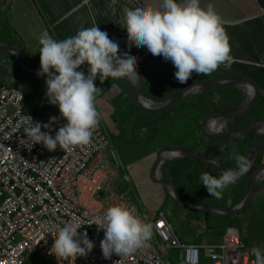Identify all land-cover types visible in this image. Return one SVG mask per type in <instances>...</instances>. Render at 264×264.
<instances>
[{"label":"crops","instance_id":"crops-1","mask_svg":"<svg viewBox=\"0 0 264 264\" xmlns=\"http://www.w3.org/2000/svg\"><path fill=\"white\" fill-rule=\"evenodd\" d=\"M159 3L160 0H115V2L113 0H0V44L17 47L23 54L22 60L25 65L32 70L39 71L40 46L38 40L43 33L47 32L56 40H63L74 36L82 27L98 26L101 31H106L109 34L110 39L119 43L118 55H131L133 53L137 55V70L142 81L141 96L148 104L149 102L155 106L165 104L186 86L193 83L245 79L257 88L258 100L255 106L243 117L228 120L219 131L217 129L220 121L217 118L213 119L211 123H215V129L213 128L212 131L221 134L234 133L257 119H264V0H200L202 7L206 8L212 4L214 10L221 17L230 45L232 63L227 67L220 66L211 74L196 75L194 73L186 84H180L176 80L174 74L177 69L171 61L164 60L162 56L152 55L146 47L136 43H133L129 48L127 29L122 25L123 9L126 7H157ZM8 58L15 60L11 55ZM77 70L88 72V65H81ZM109 80L108 84L104 81L102 83L97 82V80L94 81V84L96 87L101 85L108 87L106 91L112 87L121 88L124 91L127 101L118 108L120 114L127 112V107L129 108L131 105L137 112L146 117L154 118L153 126L155 128L158 123L164 122L163 120L177 121L180 126L175 131L177 133L183 132L180 134V138L186 136L187 144H191L189 148L184 147L183 150L193 154L201 153L200 155L214 157L223 163L225 169L236 167L234 160L230 158L233 146L240 154L248 158L253 152L264 146L262 143L264 142V128L261 130L263 134H253L233 141L208 140L201 136L199 130L200 123L208 114L231 112L239 108L249 96L248 92L253 93V88L249 84H244L241 88L193 90L182 101L169 109L170 112L167 110L168 112L165 111L164 114H149L140 110L133 99L134 83L138 80L137 77L109 78ZM5 85L14 86L13 82L7 80ZM24 95L26 97V92ZM109 116L106 113V117ZM110 124L117 132H121V127L127 129L124 127L125 122ZM159 129L163 131L162 128ZM202 138L204 139L203 142L200 140ZM112 145L110 148L113 147ZM169 148L180 147L174 145ZM201 150L203 152H200ZM261 165H264V154L255 161L250 172ZM213 167V165L208 164L197 167V170L218 176L217 169L215 167L213 169ZM184 173L185 170H173L170 166L167 168L168 177L165 179L173 183H175L173 179H176L182 191L180 196L194 206L214 205L233 209L243 201L248 188L247 179L238 184L230 185L225 190L223 199H216L215 202L211 200L201 202L198 198L199 193L195 195L191 193L196 185L201 184L199 178H197V182L195 181L194 188L190 189L187 181H185ZM174 174H176L175 178ZM193 178L195 177L193 176ZM117 189L120 193L125 194L121 187H117ZM150 192L154 195V200L161 198L163 201L165 198V196H155L156 191L154 189ZM144 194L134 195H139V198L145 199ZM125 195L130 196L129 194ZM229 200L231 203H228ZM203 215L201 219L196 221H192V218V223L204 228L222 227V230L217 231L219 233H214L220 239L223 238L226 228L235 227L233 225L235 220L244 219L247 221V228H244L243 235L238 231L244 245L249 251L254 246L264 247V179L257 184L251 202L242 213L232 217L212 212ZM214 242L216 243V241ZM252 257L255 261V257Z\"/></svg>","mask_w":264,"mask_h":264},{"label":"clouds","instance_id":"clouds-1","mask_svg":"<svg viewBox=\"0 0 264 264\" xmlns=\"http://www.w3.org/2000/svg\"><path fill=\"white\" fill-rule=\"evenodd\" d=\"M123 12L122 25L127 29L129 48L136 43L146 47L152 55L171 61L177 69L174 75L180 84H186L194 73L211 74L220 66L227 67L232 63L223 21L212 4L205 8L200 0H160L157 7H126ZM38 44L40 69L37 75L47 76L48 102L58 106L67 123L53 137L49 132L41 131L42 127L49 128L48 124L42 126L37 122L33 125L31 122L24 130L30 141L27 146L42 144L49 152L57 147L71 152L78 146L91 143L103 118L96 102L101 90L94 84L97 75L101 83L108 78H138V57L134 53L118 55L119 43L110 39L109 34L98 26L82 27L74 36L63 40H56L45 32ZM84 64L88 65L87 76L77 70ZM230 158L234 160L235 168L223 170L218 176L204 172L199 177L211 197L223 199L225 190L251 168L250 159L240 154L235 146ZM92 223L104 232L100 247L106 259L113 254L122 257L135 253L154 234V225L147 216L137 215L125 204H116L109 206L102 216L87 222L83 218H72L66 222L58 229L52 254L70 258L93 248L95 238L86 231L82 235L78 232L82 225ZM250 254L255 257V264H264V247H252Z\"/></svg>","mask_w":264,"mask_h":264},{"label":"built area","instance_id":"built-area-1","mask_svg":"<svg viewBox=\"0 0 264 264\" xmlns=\"http://www.w3.org/2000/svg\"><path fill=\"white\" fill-rule=\"evenodd\" d=\"M25 99L22 90L0 82V264H27L32 258L43 264H255L235 227L225 229L220 243L183 245L161 211L152 221V239L131 255L104 258V232L92 223L78 232L95 238L93 248L70 258L56 257L51 249L58 229L72 218L87 222L116 204L141 214L117 189L107 157L111 141L101 122L91 143L71 152L59 147L49 152L42 144L30 148L24 130L31 122L48 124L41 131L54 137L67 121L58 106L27 112ZM170 250L179 251V261L164 255Z\"/></svg>","mask_w":264,"mask_h":264},{"label":"rangeland","instance_id":"rangeland-1","mask_svg":"<svg viewBox=\"0 0 264 264\" xmlns=\"http://www.w3.org/2000/svg\"><path fill=\"white\" fill-rule=\"evenodd\" d=\"M9 55L11 54L6 51H0V81L4 85L6 80L11 81L14 85L12 87L26 92V99L24 102V108L26 111L32 114H38L44 110L57 107L48 102L46 96V79L40 80L25 75L19 70L15 60L8 58ZM96 80L97 82H101L99 77H97ZM109 82V78L104 80V83L108 84ZM102 86L104 85L98 87L101 90L96 97V102L98 108L103 114V118L100 122L108 134L111 144H113V147L107 151V157L109 158L113 169V178L116 180V186L118 188L121 187V190L125 194L130 195L128 197L133 200L141 216H147L149 222L152 223L156 214L159 211H162L181 244L208 245L215 243L214 241L220 243L223 238L220 239V237L214 235V233H219L217 231L222 230V227L204 228L203 226L193 224L192 221L201 219L202 216H204L203 214L206 213L186 214L182 212L170 197L168 191L160 185L151 183L148 178L149 172L155 162V154L160 149L159 147L169 148L174 145L179 146L181 149H185L184 147H190L191 144H187L186 136L180 138V134L183 132L177 133L175 131V129L180 126L178 125L179 123L177 121L163 120L164 122L158 123L155 128L153 126L154 118L146 117L137 112L131 105L129 108L126 106L127 112H121L120 114L118 108L122 107L127 101L125 100L124 91L117 87H112L109 91H106L108 87ZM106 113L110 116L106 117ZM123 122L126 123L124 127L127 129L121 127V132L115 131L113 125L110 124H121ZM159 128H162L163 131ZM200 140L201 142L204 141L203 138ZM192 148L194 149L193 146ZM200 152L203 151L201 150ZM204 165L207 166L208 164L189 159L167 161L161 166V178L165 179L168 177L167 168L170 166H172L173 170L183 169L185 170V181H187L186 183L188 184V187L193 189L195 181L197 182V178H199L202 173L206 172H200L197 170V167L199 168ZM193 176L195 178H193ZM125 177H127V180H125ZM175 177L176 174H174V178ZM173 181L175 182L174 185L178 193L181 194L182 191L180 185L176 182V179H173ZM152 189L156 191L155 196H165L163 201L161 198L158 200L153 199L154 195L150 192ZM140 193H145V199L139 198ZM191 193L194 195L199 193L200 196L198 198L201 202H207V200L213 202L216 201V198L211 197L207 192L206 187L201 184L196 185ZM134 194L139 195L135 196ZM99 197L100 195L96 196L97 199ZM192 218L193 220L191 221ZM233 225L243 235V232L245 231L244 228H247V221L240 218L235 220ZM164 255L168 258L171 257V259L176 262L179 261L178 250L165 251ZM32 262L35 264H43L39 260L36 262L32 260ZM32 262L29 261L27 264H32ZM204 264L211 263L204 262Z\"/></svg>","mask_w":264,"mask_h":264},{"label":"water","instance_id":"water-1","mask_svg":"<svg viewBox=\"0 0 264 264\" xmlns=\"http://www.w3.org/2000/svg\"><path fill=\"white\" fill-rule=\"evenodd\" d=\"M0 51H6V52L10 53L14 57L16 65L19 68V70L22 73H24L25 75L33 77V78H37L40 80L47 79L46 75L38 76L37 75L38 71L32 70L25 65V63L22 60L23 54L17 47H15V46H4V45L0 44ZM136 72L138 74V78H137L138 80H136L134 83L135 89H134V93H133V99H134L136 106L140 110H142L145 113H149V114H160V113H163V112L171 109L177 103L182 101L186 96H188L190 93H192L193 90H199V89L219 90L222 88H229V87L241 88L244 84H249L253 88L252 97H249V96L246 97L245 101L243 103H241L239 108H237L234 111H231V112H213L211 114H208L207 116L204 117V119L200 123V129L199 130H200L201 136L203 138L208 139V140H212V141H233L235 139L246 138V137L253 135V134H260V133L263 134L261 132V127L264 126V119H257L254 122L250 123L247 127L241 129L240 131L234 132V133H229V134L216 133V132L212 131L213 128H210V126H209L211 124V121L213 119H216V118L220 121V123L218 125H221V124L224 125L227 123L228 120L243 117L255 106V104L258 100V91H257L256 86L254 84H252L251 82H249L248 80L239 79V80H235V81H225V82H197V83H193L191 85L186 86L172 100L166 102L165 104H162L160 106H155L152 102H149V103H152V105L149 107V106L145 105L146 101H144L143 97L141 96L142 81H141V77H140V74H139L137 68H136ZM84 74H85V76H87L89 74V72H84ZM97 77H99V75H97ZM166 152L178 153L177 154L178 156L175 157L173 160H170V161H174L177 159H189V160H197L200 162L211 164L217 169L218 175H219V173H222V171L226 170V169H225L223 163L214 157L189 153V152H187L183 149H180V148H161L156 152L154 165L151 168L149 175H148L150 182L155 184V185H160L163 188H165L168 191L170 197L173 199V201L175 202V204L179 208V210H181L184 213H188V214H199V213H210V212H212V213L221 214L223 216H231V217L240 214L241 212H243L245 210V208L251 202V199H252L254 192H255V188H256L257 184L260 182L259 175L261 172L264 171V165H261L258 168H256L255 170H253L252 172H250L251 169L253 168L254 164H255V161L261 155L264 154V146H262L261 148H259L257 151L253 152L249 156V159L251 161V168L249 169V171L246 174L241 176L238 179V181L235 183V184H238V183L248 179V188H247L245 197H244L243 201L237 207H235L233 209H225L223 207L214 206V205L204 206V207H201V206L189 207L187 205L188 202H186L180 196V194L178 193L173 182L166 180V179L157 178L155 176L163 164L161 156L163 153H166Z\"/></svg>","mask_w":264,"mask_h":264},{"label":"bare ground","instance_id":"bare-ground-1","mask_svg":"<svg viewBox=\"0 0 264 264\" xmlns=\"http://www.w3.org/2000/svg\"><path fill=\"white\" fill-rule=\"evenodd\" d=\"M136 79V78H135ZM247 89V88H246ZM248 94H249V97H252V92H248ZM145 105L146 106H151L152 105V103H145ZM214 124L215 123H211L209 126H210V128H214L215 129V127H214ZM218 127H219V129H220V125H218ZM264 128V126L263 127H261V130ZM262 132V131H261ZM263 133V132H262ZM178 153H174V152H172V153H168V152H166V153H163L162 154V156H161V158H162V163L164 164L165 162H167V161H170V160H173L175 157H177L178 155H177ZM162 164V165H163ZM161 169V168H160ZM157 178H161V173H160V170L156 173V175H155ZM259 178H260V180H262V179H264V171L263 172H261L260 173V175H259ZM189 207H195L194 205H192V204H190V203H188L187 204Z\"/></svg>","mask_w":264,"mask_h":264},{"label":"trees","instance_id":"trees-1","mask_svg":"<svg viewBox=\"0 0 264 264\" xmlns=\"http://www.w3.org/2000/svg\"><path fill=\"white\" fill-rule=\"evenodd\" d=\"M32 260L34 261V258H32ZM32 260H31V262H32ZM33 263V262H32Z\"/></svg>","mask_w":264,"mask_h":264}]
</instances>
